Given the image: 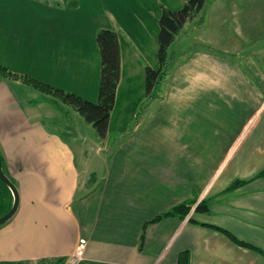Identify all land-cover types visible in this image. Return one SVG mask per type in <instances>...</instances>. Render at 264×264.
Segmentation results:
<instances>
[{"label": "crops", "instance_id": "1", "mask_svg": "<svg viewBox=\"0 0 264 264\" xmlns=\"http://www.w3.org/2000/svg\"><path fill=\"white\" fill-rule=\"evenodd\" d=\"M1 1L13 4L15 0ZM34 1L50 12L61 13L66 12L65 3L95 0ZM96 1L118 22L105 3L141 0ZM209 1H205V13L210 12ZM231 6L239 11L235 15L241 30L231 31V48L225 51L229 58L222 48L221 55L213 54L219 65L214 69L213 85H207L210 89L180 93L187 95L181 96L185 101L189 96L203 99L204 94L209 95L208 101L199 102V108L208 105L200 111L199 122H175L174 113L167 111V101L179 96L171 98L162 92L158 101H166L159 109L169 122L141 120L113 145L107 137L112 109L105 137L93 140L90 150L87 140L64 138L52 123L58 113L47 98L61 101L55 89L66 91L64 86L32 72L37 63L40 67L48 61L54 66L63 56L61 43L57 45L59 54L51 52L56 43H41L33 38L35 33L56 34L63 29L16 27L7 24L10 12H0V51L29 50L7 53L6 60L0 55V65L14 73H0L1 164L18 193L14 214L0 224V264H58V259L63 264L78 239L85 242L79 264H177L181 256L187 257V264H264V176H255L264 169V51L260 39L249 38L264 35L263 21L259 22L264 18V4L253 22L258 27L251 22L252 4L235 7L231 2ZM133 29L137 27H122L129 41L125 54L118 37L120 76L114 105L127 51L141 49L129 34H134ZM155 40L157 44V34ZM192 57L186 63L197 64L199 59ZM154 64L152 58L145 65ZM223 66L230 74L223 73ZM176 70L178 67L167 72V85L175 78L181 80ZM32 81L51 90H42ZM75 94L81 96L79 91ZM40 96L46 102L35 100ZM234 179L247 181L225 190ZM187 200L193 202L183 219L166 216L147 223L139 248L142 225ZM202 200L207 201L206 212L194 209ZM206 224L221 227L260 251L241 246Z\"/></svg>", "mask_w": 264, "mask_h": 264}, {"label": "rangeland", "instance_id": "2", "mask_svg": "<svg viewBox=\"0 0 264 264\" xmlns=\"http://www.w3.org/2000/svg\"><path fill=\"white\" fill-rule=\"evenodd\" d=\"M184 1L186 0H141L136 2L105 3V5L107 4L112 8L110 10L118 19V22H115L110 17L109 12L104 11L103 8L101 10V6L104 5L103 3L99 4L100 2L96 0L93 2L82 1L76 4L65 3L66 12L61 13L50 12L49 8L41 5V3H36L34 0H29L28 2L15 0L13 4L1 1L0 12H10L6 15L7 24H12L16 27H26L28 25L52 29L62 28L63 33L61 30H57L56 34H38L36 32L35 37H33L41 39V43H46L49 46L56 43V48L51 52H56L57 54L60 53L57 45L61 43L60 48L63 56L60 57V60L54 66H50V63L46 61L44 66L38 67L37 63V67L34 66L33 70L30 67L27 68L32 70L33 74H37L40 77L44 75L46 78H52L51 80L54 83L57 82L60 86H64L63 89L66 91H73L75 93L79 91L81 97L83 96V98L92 102H96L97 100L100 75V54L95 40L96 33L102 28L117 31L122 52L125 54V46H127L129 41L127 36L122 32V27L126 26L128 30L137 27L136 30H131L134 34H129L135 37L134 41L141 49L138 52L127 51V60L125 59L124 61L123 76L118 87V97L111 114L110 128L107 134L110 143L115 145L119 140L125 138L141 120L146 121L147 118H150V120L169 122L168 117L165 116V112L159 109L162 103L166 101H158L160 100L159 95L162 92L164 95L168 93V96L171 98L179 96V98L177 97L178 99H173L171 102H169L170 99L167 101V111L174 113L175 122L185 123L187 119L199 122L200 111H205V106H208L205 105L199 108V102L208 101L209 95L204 94L203 99L189 96L185 101L182 97L187 95L180 93L190 89H210L208 86L209 84L213 85L215 66L218 67L219 65V60L215 63V56L213 54L221 55L219 54V48H222L225 57L229 58L230 54L225 53V51L229 52L231 48V31L233 29V33H236L241 30L237 25V16L235 15L239 11L231 6V2L235 7L252 4L254 20L251 18V22L255 27L259 26L253 23L257 18L256 12L259 11V8L263 7L262 3L264 4L263 1L260 3L256 0L253 2H250V0H210L207 6L210 12L207 11L205 13V7L202 8L195 18L188 20L183 25L168 46V72H171V68L173 70L175 67H178L175 74H181V80L177 82L175 78V82L172 81L170 85H167L165 83V76L157 89L156 97L150 98L146 96L143 89L144 66H146L147 62H152V58L153 64L156 63L155 59H157L155 37L158 28L156 26V15L160 12V5L176 9ZM79 6L82 8L80 9ZM232 9H234L233 14H231ZM23 11H29L30 14L25 16ZM134 17L138 20V23H136ZM234 21L236 22L235 24ZM259 22L264 27V18ZM120 23L123 26L119 27ZM51 37H55V39H51ZM249 38L252 41L253 38L254 40L260 39L259 44L264 51V35L257 34L255 36L252 34ZM34 49L31 48V52H34ZM17 51L26 53L29 50L15 49L13 52L12 50H1L0 55L6 60L7 53L12 52L15 54ZM192 55V58L199 59L197 64H194L192 61L186 63L187 59ZM223 64H226V62ZM155 67L157 65L154 64ZM223 73L230 74V71L224 67ZM193 74H196L194 78H192ZM189 77H191V81H188ZM199 78L200 80L195 81ZM31 89L34 91L33 87ZM94 91L96 92L94 93ZM38 93L41 94L42 92ZM39 98L45 100L44 96H40L35 100ZM47 99H50L51 105L58 113L55 122L52 123L58 128L60 135L69 140L73 136H76L79 140L84 138L89 142L88 149H93L91 146L92 141L98 142L100 138L92 124L85 121L71 104L62 100L60 101L59 98L54 96ZM175 100L183 103L178 104ZM185 102L186 106H184Z\"/></svg>", "mask_w": 264, "mask_h": 264}, {"label": "trees", "instance_id": "3", "mask_svg": "<svg viewBox=\"0 0 264 264\" xmlns=\"http://www.w3.org/2000/svg\"><path fill=\"white\" fill-rule=\"evenodd\" d=\"M206 0H186L183 4L176 9L168 7H161L160 13L157 18L158 33H157V67L146 65L144 68V91L148 97H156L157 89L161 81L165 78L168 72L167 67V49L170 43L174 40L175 35L188 21L196 17V15L204 8ZM202 21V19H200ZM95 40L100 54V75L98 83V92L96 102L87 100L75 93L66 92L61 89H55V92L61 97L63 102L71 104L76 111L83 117L85 121L92 124L96 129L100 138L105 137L110 112L114 106L115 92L120 76V56L118 36L115 31L107 28L100 29ZM0 73L9 76L13 75L0 65ZM35 86L42 90H51V87L45 84L32 81ZM53 89V88H52ZM255 176H264V169L260 170ZM247 180L234 179L225 190H230L244 184ZM192 200L183 201L175 204L171 208L157 214L149 221L142 225V230L139 240V248H141L144 239L145 226L149 222L159 220L166 216H176L183 219L190 211ZM12 204L10 189L0 180V216L6 213ZM196 211H208L207 201L202 200L198 202L194 208ZM193 221V220H192ZM207 226L216 228L230 237L235 243L260 251V249L250 243L244 242L227 230L212 225ZM63 259H58V264ZM187 257H179L177 264H187Z\"/></svg>", "mask_w": 264, "mask_h": 264}, {"label": "water", "instance_id": "4", "mask_svg": "<svg viewBox=\"0 0 264 264\" xmlns=\"http://www.w3.org/2000/svg\"><path fill=\"white\" fill-rule=\"evenodd\" d=\"M0 180L8 186L13 196L11 207L6 213L0 216V224H2L6 222L14 214L18 204V193L12 181H10V179L3 172L2 164H1V156H0Z\"/></svg>", "mask_w": 264, "mask_h": 264}, {"label": "built area", "instance_id": "5", "mask_svg": "<svg viewBox=\"0 0 264 264\" xmlns=\"http://www.w3.org/2000/svg\"><path fill=\"white\" fill-rule=\"evenodd\" d=\"M84 240L78 239L73 251L65 258L63 264H79L84 259Z\"/></svg>", "mask_w": 264, "mask_h": 264}]
</instances>
